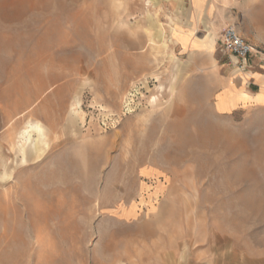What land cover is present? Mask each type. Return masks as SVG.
Returning a JSON list of instances; mask_svg holds the SVG:
<instances>
[{
    "label": "rangeland",
    "instance_id": "374dc122",
    "mask_svg": "<svg viewBox=\"0 0 264 264\" xmlns=\"http://www.w3.org/2000/svg\"><path fill=\"white\" fill-rule=\"evenodd\" d=\"M256 76L264 0H0V264H264Z\"/></svg>",
    "mask_w": 264,
    "mask_h": 264
},
{
    "label": "built area",
    "instance_id": "2783aa9c",
    "mask_svg": "<svg viewBox=\"0 0 264 264\" xmlns=\"http://www.w3.org/2000/svg\"><path fill=\"white\" fill-rule=\"evenodd\" d=\"M223 50L236 57L240 67L245 69L254 53V48L246 42L234 27L225 29L222 35Z\"/></svg>",
    "mask_w": 264,
    "mask_h": 264
},
{
    "label": "bare ground",
    "instance_id": "6f19581e",
    "mask_svg": "<svg viewBox=\"0 0 264 264\" xmlns=\"http://www.w3.org/2000/svg\"><path fill=\"white\" fill-rule=\"evenodd\" d=\"M39 131H41L39 128H37ZM29 140V138L27 139V137H24V141H26V143H27V141ZM34 148H35V150H36V158H38L39 156H40V152L38 151V147H37V144L35 143L34 144ZM21 153H22V155H23V159H22V161L21 162H26L27 161V153H26V151H25V146L23 145L22 146V148H21ZM8 175L7 174H5V177H7Z\"/></svg>",
    "mask_w": 264,
    "mask_h": 264
},
{
    "label": "crops",
    "instance_id": "0c3cea01",
    "mask_svg": "<svg viewBox=\"0 0 264 264\" xmlns=\"http://www.w3.org/2000/svg\"><path fill=\"white\" fill-rule=\"evenodd\" d=\"M255 78V81H256V84L258 87L261 88V91L263 90V86H264V76H256L254 77ZM258 94L256 95H252L253 98H255ZM234 110V109H233Z\"/></svg>",
    "mask_w": 264,
    "mask_h": 264
}]
</instances>
